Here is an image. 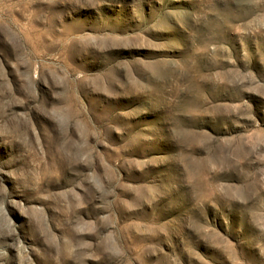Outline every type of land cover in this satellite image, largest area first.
<instances>
[{
    "label": "rangeland",
    "instance_id": "obj_1",
    "mask_svg": "<svg viewBox=\"0 0 264 264\" xmlns=\"http://www.w3.org/2000/svg\"><path fill=\"white\" fill-rule=\"evenodd\" d=\"M0 264H264V0H0Z\"/></svg>",
    "mask_w": 264,
    "mask_h": 264
}]
</instances>
